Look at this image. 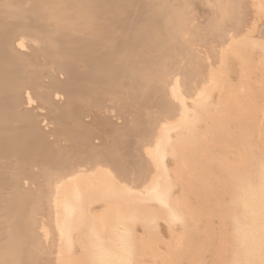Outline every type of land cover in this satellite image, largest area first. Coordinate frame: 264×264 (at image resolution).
<instances>
[{
  "label": "bare ground",
  "instance_id": "1",
  "mask_svg": "<svg viewBox=\"0 0 264 264\" xmlns=\"http://www.w3.org/2000/svg\"><path fill=\"white\" fill-rule=\"evenodd\" d=\"M0 264H264V0H0Z\"/></svg>",
  "mask_w": 264,
  "mask_h": 264
},
{
  "label": "rangeland",
  "instance_id": "2",
  "mask_svg": "<svg viewBox=\"0 0 264 264\" xmlns=\"http://www.w3.org/2000/svg\"><path fill=\"white\" fill-rule=\"evenodd\" d=\"M198 13L201 15V17H204V15L206 14V12L203 11L201 8L198 9ZM175 53H176V51L172 52V56H174ZM179 53H180V52H179ZM181 54H182V57H183V56H185V55L187 54V52H186V51H183V52H181ZM180 58H181V57H178V58H176L175 60H178V59H180ZM169 69H170V68H169Z\"/></svg>",
  "mask_w": 264,
  "mask_h": 264
}]
</instances>
